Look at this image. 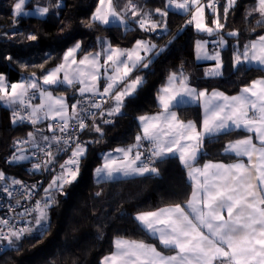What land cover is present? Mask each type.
Listing matches in <instances>:
<instances>
[{
  "label": "snow or ice",
  "instance_id": "obj_1",
  "mask_svg": "<svg viewBox=\"0 0 264 264\" xmlns=\"http://www.w3.org/2000/svg\"><path fill=\"white\" fill-rule=\"evenodd\" d=\"M26 3L28 0H16L13 5L15 17L30 14L25 11ZM218 3L219 0H207L206 4L202 0H167L168 7L174 6L179 11L190 13L187 23L194 24L197 32L217 36L215 43L219 48H224L227 45L223 34L225 26L220 20ZM236 3L237 0H226L225 21L229 10ZM205 7L211 9L214 15L211 25L206 21ZM154 11L162 18L168 16L167 11L159 8ZM48 12L49 7H37L35 10V14L40 16ZM129 13L132 18L139 17L136 23L146 32L167 27L166 20L154 19L152 11L144 12L134 0H126L120 10L116 7V0H98L91 22L127 27ZM253 13L259 15L257 24L264 27V0H256L247 15ZM227 35L238 37L239 32L230 31ZM27 38L37 39L34 34ZM100 43V51L82 54L78 59L81 44L77 42L66 50L62 62L44 74L42 79L33 73L18 83H8L6 77L0 74V101L9 107L16 106L12 112L13 123L27 121L35 126L46 120L55 122L49 123L47 129L53 133L52 136L36 129L27 134L28 139L15 142L18 146L31 144L36 152L43 153L33 168L41 170L53 164L56 155L71 146V155L60 164V172L45 190L43 203L38 202L32 210L37 214L34 221L17 228L7 219H0V225L3 226L0 227V242L7 241L8 246L14 247L15 241L33 231H38L40 237L47 233L45 222L48 220V209L54 202L48 193L53 189L62 191L65 185L77 179L80 160L87 151L74 133L86 130V121H94L97 112L101 117L121 113L125 98L132 96L144 83L141 76L130 79L136 69L148 68L151 63L148 55L142 53L150 55L157 47L145 40H137L131 49L113 47L103 40ZM207 43L197 41V58L216 61L215 68L209 70L207 75H222L221 52L209 54ZM232 59L234 67L248 64L264 68V35L242 47L237 42ZM102 78L105 84L101 91ZM188 81L189 77L182 70L170 73L157 97L160 112L138 117L141 132L135 137L136 143L114 149L119 155L107 154L102 166L95 169L98 182L114 179L117 175H159V169L155 167L157 161L178 157L192 182V191L186 202L139 212L135 216L139 225L172 254H166L155 244L143 240L117 238L114 251L103 257L101 264H264V78L252 80L240 89L239 94L233 96L218 91H212L211 94L207 90L198 91ZM61 85H79L80 96L85 97L87 94L90 99L86 103L77 100L69 109L65 96H55L46 87ZM37 96L40 102L34 105L32 100ZM96 97L106 99L101 102ZM107 99L113 101V106L105 113ZM187 101L203 104V119L199 128L193 121L179 119L173 110ZM111 122L104 120V123ZM232 128L255 134L258 143L254 142L252 135H248L229 142L224 149L236 157H246L247 163L241 159L230 164L209 161L196 166L205 138L227 133ZM93 130L103 135L99 125L94 124ZM142 141L150 145L147 156L140 151ZM54 145L57 146L56 154L52 151ZM17 151L19 154L11 157L12 162L30 159L24 154L26 149L23 147H18ZM36 152L32 155L35 156ZM6 180L5 173L0 171V181ZM11 184L18 185L21 181L13 179ZM3 191L12 196L8 186Z\"/></svg>",
  "mask_w": 264,
  "mask_h": 264
},
{
  "label": "trees",
  "instance_id": "obj_2",
  "mask_svg": "<svg viewBox=\"0 0 264 264\" xmlns=\"http://www.w3.org/2000/svg\"><path fill=\"white\" fill-rule=\"evenodd\" d=\"M15 2L0 0V74H5L9 82L29 78L33 73L36 77L42 76L46 70L60 64L66 50L79 40L84 42L80 56L95 50L96 39L100 36H106L114 46L123 47L150 38L160 52L148 68H138L132 73L131 78L141 76L144 83L132 96L125 98L117 120L110 125L95 124L101 127L103 135L95 132L93 126L83 131L87 151L80 160L77 179L65 185L62 191L53 189L48 193L54 202L45 222L47 233L40 237L38 231H34L15 241L14 247L8 246L7 241L0 242V264H101L103 257L114 250L117 238L143 240L165 251L157 239L139 225L135 216L139 212L186 202L192 182L178 157L158 161L155 167L159 169V175L118 177L98 182L95 169L101 166L107 151L136 143L135 137L141 132L138 117L161 110L157 97L170 73L182 70L199 90L220 89L233 95L252 80L264 77V69L247 65L235 68L232 56L227 54L223 57V76L208 78L205 75L207 65L197 61L195 45L197 41L213 36L197 32L194 24L187 23L190 14L168 9L167 0H134L144 12L152 11L154 19L166 20V30L158 28L147 32L136 23L139 17H129L127 27L92 23L91 16L98 0H28V7H49L46 17H15ZM125 3L126 0H116L117 6ZM57 4L60 6L56 7ZM255 4L256 0H237L234 8L229 10L227 20L224 16L221 18L225 26L223 34L228 36V32L238 31V37L229 38L244 40L264 35V27L257 24L259 15H247ZM157 8L167 11L168 16L160 17L154 11ZM30 34L37 39L29 40ZM63 90L76 94L73 87ZM14 109L0 101V171L22 181L30 176H40V171H30L32 157L29 161L10 162L17 150L14 147L16 138L33 131V127L26 124L12 122ZM177 109L181 118L192 119L197 127L201 125L203 111L200 104ZM248 135L237 130L206 138L197 163L236 160L239 157L224 149L229 142ZM53 149L55 154L57 147ZM36 215L34 212L29 216L28 222L34 221Z\"/></svg>",
  "mask_w": 264,
  "mask_h": 264
},
{
  "label": "built area",
  "instance_id": "obj_3",
  "mask_svg": "<svg viewBox=\"0 0 264 264\" xmlns=\"http://www.w3.org/2000/svg\"><path fill=\"white\" fill-rule=\"evenodd\" d=\"M203 1L206 2L207 0H203ZM221 1L223 0H219V3ZM89 99H90L89 95H86L85 97L78 96L76 101L81 100L86 103ZM96 99L103 102V99L106 98L96 97ZM108 100L109 99H107V103L104 104L105 113L107 112L106 107L108 104ZM93 111L96 110L93 109ZM21 114L26 115V113H21ZM104 120H111L112 122L104 123ZM116 120H117V115L108 117L105 114V116L101 117L99 115V112H97L96 119L94 121L89 119L86 121V123L88 124V128H90L91 126L99 122H102L105 125H110L114 123ZM51 123H55V122H51ZM17 124H26L30 127L34 126L27 121L17 122ZM74 135L78 136L79 140L83 142V131H77L74 133ZM26 139H28V135L25 137H20L16 141L18 140L23 141ZM19 146L30 147V154L32 157L30 171L32 173L33 171H38L33 168V164L36 163L40 157L43 156V153L36 152V150L32 147L31 144L19 145ZM149 147L150 145L147 141L141 142L142 152L145 154V156L148 155ZM33 152H36L35 156L32 155ZM70 155H71V146H68L67 151H62L58 155H56V158L58 157V160H55L53 164L48 165L46 168L39 170L40 176H35L33 177V179L27 178L25 180H22L21 184L18 185H12L11 181L13 180V178L11 176L6 175L7 180L0 181V219H7L10 222V224L15 225L17 228L22 227V226H17V224H22L24 227L28 222V217L32 215L33 212L32 210L33 208H35L36 204L38 202L43 203L44 199L46 198L45 190L48 189V186L51 183L52 179L60 172V167H59L60 164L64 163V161L69 159ZM5 186L9 187V190L12 192V196H9L7 193L3 191V188ZM0 227L3 226L0 225ZM5 231H7V229H5Z\"/></svg>",
  "mask_w": 264,
  "mask_h": 264
},
{
  "label": "crops",
  "instance_id": "obj_4",
  "mask_svg": "<svg viewBox=\"0 0 264 264\" xmlns=\"http://www.w3.org/2000/svg\"><path fill=\"white\" fill-rule=\"evenodd\" d=\"M202 2H204V3H207V1L205 2V1H202ZM225 3H226V0H223V3H222V6H217V8H218V12H219V15H220V20H221V18L224 16V5H225ZM138 6V5H137ZM116 7H117V9L118 10H120V9H122L124 6H117L116 5ZM139 7V6H138ZM140 8V7H139ZM178 12H182V11H179V10H177ZM182 13H184V12H182ZM190 14V13H189ZM212 14V16L210 15V10H209V8H207L206 7V13H205V17H206V21H207V23L209 24V25H211L212 24V21H213V19H214V15H213V13H211ZM129 17H131V14L129 13V15H128V19H129ZM211 17H212V19H211ZM222 23V22H221ZM229 37H231V36H226V35H224V38H225V40L227 41V45L224 47V48H219L218 46H217V44L215 43V41L218 39V37L217 36H213L212 38H205V39H201V40H199V41H207L208 43H207V50H208V52H209V54H212L214 51H220L221 52V56H222V59H224L223 57H224V55H227V54H229V55H231L232 56V58H233V55H234V49L237 47V42H239V46H243L244 44H246V43H248L250 40H253V39H249V40H244V39H234V38H229ZM256 39V38H255ZM155 43V42H154ZM197 43V42H196ZM157 49H159L158 47H157ZM159 52H160V50H158ZM159 52H158V54H159ZM195 53H196V58H197V56H198V54H197V51H196V45H195ZM158 54H156V55H154V56H149L148 58L151 60V62H152V60H153V58L154 57H156ZM197 61L198 62H201V63H205L207 66H206V72H205V75L208 77V78H211V77H222L223 76V68H222V75H219V76H210V75H207V73H208V71L209 70H211V69H213V68H215V65H216V61H214V60H211V59H198L197 58ZM150 65V64H149ZM244 65H247V66H253V67H257V68H260V69H264V68H261L260 66H258V65H248V64H244ZM236 68V67H235ZM259 78H264V77H259ZM259 78H256V79H259ZM130 79H131V77H130ZM189 82V81H188ZM189 84H190V86L191 87H194L190 82H189ZM54 87L53 86H50V89H53ZM194 88H196V87H194ZM197 89V88H196ZM198 91H201V90H199V89H197ZM205 90V89H204ZM208 91V93L209 94H211V92L212 91H218V92H223V91H221L220 89H214V90H211V91H209V90H207ZM225 95H228V96H233V95H237V94H239V92H237V93H235V94H233V95H229V94H227V93H225V92H223ZM80 94H75V93H71V95H70V97L68 98V104H69V109H71V105L72 104H74L75 102H76V98L79 96ZM87 95V94H86ZM39 101V97L37 96L35 99H33L32 100V104H37V102ZM159 103V102H158ZM197 104H200L201 105V107H202V111H203V104H202V102H195V101H187L186 103H182V104H180L179 106H187V105H197ZM7 105V104H6ZM112 105H113V101L111 100V99H109L108 100V104H107V107H106V109L108 110V109H110L111 107H112ZM179 106H177V107H179ZM177 107L176 108H174L173 110L174 111H176V113H177V116L179 117V119H181V120H184L185 122H187V121H191L192 119H183V118H181L180 117V115H179V111H178V109H177ZM11 108H16V106L14 105V106H12ZM160 112V111H159ZM158 113V112H157ZM155 114V113H154ZM52 121H42L40 124H38V125H35V126H33V131L32 132H34L36 129H40V130H42L43 131V134H45V135H48V136H52L53 135V133H51V132H49L47 129H48V125H49V123H51ZM194 122V121H193ZM97 124V123H96ZM141 126V125H140ZM199 128V127H198ZM237 130H242V131H244V132H247L246 130H244V129H235V128H232L230 131H237ZM248 133V132H247ZM250 135H252L253 136V140H254V142H256V143H258V141L256 140V138H255V134L254 133H249ZM37 139L39 140V135L37 136ZM206 139V138H205ZM56 147L57 146H55L54 145V149L53 150H55L56 149ZM126 147H128V146H126ZM126 147H116V148H126ZM116 148H114V149H116ZM114 149H111V150H109V151H107L106 153H105V155H104V157L107 155V154H109V153H112L114 156L115 155H119V154H117V153H115L114 152ZM141 151V150H140ZM55 153H56V150H55ZM201 153V152H200ZM200 153L198 154V157H197V160H198V158H199V155H200ZM28 154H29V157H31L30 155V151H28ZM233 154V153H232ZM244 160V162L245 163H247V158L246 157H239V158H237L236 160H234V161H232V162H225V161H217V160H207V161H204L203 163H197V161H196V166H202L203 164H205V163H207V162H213V163H224V164H230V163H234V162H236L237 160ZM30 160V159H29ZM28 160V161H29ZM104 162V161H103ZM103 164V163H102ZM102 164H101V166H102ZM100 167V166H99ZM118 177H125V176H123V175H117ZM127 177H130V176H127ZM124 239H128V238H124ZM131 240V239H130ZM148 243V242H147ZM114 251V250H113ZM112 251V252H113ZM162 251V250H161ZM111 252V253H112ZM166 254H172V253H170V252H168V251H164ZM110 253V254H111ZM107 256V255H106Z\"/></svg>",
  "mask_w": 264,
  "mask_h": 264
},
{
  "label": "rangeland",
  "instance_id": "obj_5",
  "mask_svg": "<svg viewBox=\"0 0 264 264\" xmlns=\"http://www.w3.org/2000/svg\"><path fill=\"white\" fill-rule=\"evenodd\" d=\"M135 3V2H134ZM136 4V3H135ZM206 4V3H205ZM26 5H27V3H26ZM25 5V11L26 12H28V13H30L29 15H27V16H38V17H46L47 16V14L46 15H44V16H40V15H37V14H35V10H36V8L37 7H46V6H42V5H36V6H31V7H28V6H26ZM137 5V4H136ZM168 9H171V10H176L177 11V9L174 7V6H172V7H168ZM210 10V13H212V11H211V9H209ZM205 13H206V7H205ZM162 29H164V30H166V28H164V27H161ZM101 40H103V41H106V42H108V43H110L111 44V42L109 41V39L106 37V36H100V37H98L97 39H96V49L95 50H93V51H91V52H93V53H95V52H97V51H100L101 50V47H102V45H101V43H100V41ZM139 40H145V41H150L151 43H153V44H155L156 45V43H154L153 42V40L152 39H150V38H142V39H139ZM77 42H79L80 44H81V48H82V46L84 45V42H83V40H79V41H77ZM77 42H75L74 44H76ZM73 44V45H74ZM73 45H71L69 48H71ZM112 45V44H111ZM135 45V44H134ZM134 45H132V46H130V47H123V46H114V45H112L113 47H119V48H121V49H131ZM157 46V45H156ZM159 51H158V49H157V47H156V49H154V51H153V53L152 54H145V53H142V55H148V57L149 56H154V55H156L157 53H158ZM81 56L79 55V53L77 54V58L79 59ZM101 63H103V58L101 59ZM56 67V66H55ZM55 67H53V68H55ZM53 68H50V69H48V70H46L43 74H42V76L44 75V74H46L48 71H50L51 69H53ZM2 75H4L5 77H6V75L5 74H2ZM42 76H40V77H38V78H41L42 79ZM6 79H7V77H6ZM22 79H25V78H22ZM21 79V80H22ZM21 80H19V81H17V82H14V83H18V82H20ZM7 82L8 83H12V82H9V80L7 79ZM104 84H105V80L102 78L101 80H100V89H101V91L103 90V87H104ZM164 86V85H163ZM46 87H49V90L50 91H52L53 92V95H55V96H60V95H63V96H65L66 98H67V102H68V96L69 95H71V93L69 92L68 93V91L67 90H63V88H66V87H68V86H66V85H61V86H53L54 88L53 89H50V86H46ZM79 85H76V86H74L73 88H75V90H76V94H80L79 93V91H78V89H79ZM72 88V87H71ZM80 96V95H79ZM77 99V98H76ZM40 102V100L37 102V104ZM2 103H4L3 101H2ZM5 104V103H4ZM6 105V104H5ZM6 106H8V105H6ZM9 107V106H8ZM155 114H157V113H155ZM155 114H148V115H155ZM139 121V120H138ZM184 121V120H183ZM191 121H193V120H191ZM17 124V123H16ZM139 124H140V122H139ZM20 137H25V136H20ZM20 137H18V138H20ZM18 138H16V140L18 139ZM16 140H15V142H16ZM14 147H16L17 149H18V147H23L24 149H26V151H25V153L24 154H26V155H28L29 156V154H28V151H30V147H27V146H18V145H16V143L14 144ZM85 147V146H84ZM15 154H19L18 153V151L16 150V153ZM29 160V159H28ZM28 160H24V161H28ZM18 162H22V161H18ZM10 176V175H9ZM28 178H31V179H33V176H30V177H28ZM115 178H118V176H116ZM27 179V178H26ZM36 204V203H35ZM34 204V205H35ZM34 209V208H33ZM34 212H32V214H33ZM17 226H22L23 227V225L22 224H17ZM34 228H35V226H34ZM34 232V231H33ZM32 232V233H33ZM31 233V234H32ZM31 234H27V235H31ZM26 236V235H25ZM24 236V237H25ZM109 255V254H108Z\"/></svg>",
  "mask_w": 264,
  "mask_h": 264
},
{
  "label": "water",
  "instance_id": "obj_6",
  "mask_svg": "<svg viewBox=\"0 0 264 264\" xmlns=\"http://www.w3.org/2000/svg\"><path fill=\"white\" fill-rule=\"evenodd\" d=\"M10 162H12V160H10Z\"/></svg>",
  "mask_w": 264,
  "mask_h": 264
}]
</instances>
